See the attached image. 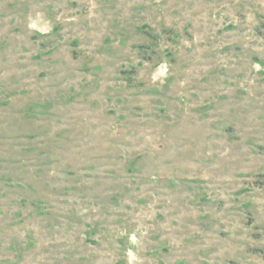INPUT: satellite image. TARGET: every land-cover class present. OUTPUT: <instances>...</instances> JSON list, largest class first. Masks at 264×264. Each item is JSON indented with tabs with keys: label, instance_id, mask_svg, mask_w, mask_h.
I'll return each mask as SVG.
<instances>
[{
	"label": "rangeland",
	"instance_id": "374dc122",
	"mask_svg": "<svg viewBox=\"0 0 264 264\" xmlns=\"http://www.w3.org/2000/svg\"><path fill=\"white\" fill-rule=\"evenodd\" d=\"M0 264H264V0H0Z\"/></svg>",
	"mask_w": 264,
	"mask_h": 264
}]
</instances>
